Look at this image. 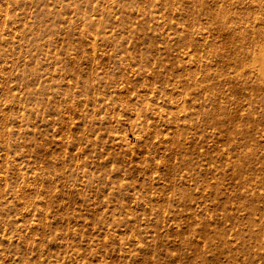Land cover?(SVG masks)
I'll return each instance as SVG.
<instances>
[{
	"label": "rangeland",
	"instance_id": "1",
	"mask_svg": "<svg viewBox=\"0 0 264 264\" xmlns=\"http://www.w3.org/2000/svg\"><path fill=\"white\" fill-rule=\"evenodd\" d=\"M0 264H264V0H0Z\"/></svg>",
	"mask_w": 264,
	"mask_h": 264
}]
</instances>
